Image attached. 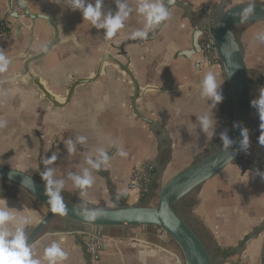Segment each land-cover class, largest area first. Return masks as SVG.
<instances>
[{
  "label": "crops",
  "instance_id": "0c3cea01",
  "mask_svg": "<svg viewBox=\"0 0 264 264\" xmlns=\"http://www.w3.org/2000/svg\"><path fill=\"white\" fill-rule=\"evenodd\" d=\"M25 1L33 12L63 22L59 37L66 43L55 46L44 58L30 66L52 93L62 95L65 86L63 80L68 71L80 73L92 68V60L84 59L92 58V48L100 43V30L83 21L82 13L70 8L69 0ZM178 1L186 3V12L169 9L170 16L153 41L123 47L128 57V71L137 87L153 88L140 94L136 109L141 116L157 122L163 128L166 134L164 149H161L149 127L133 114L132 86L113 66L107 70L105 79L77 88L65 108H54L49 102L41 100L32 85L18 79L22 71L17 57L28 43V32L22 29L21 36H11L8 46L2 51L11 58L12 63L6 73H0V122H4V126L0 127V166L40 177L39 166H45L50 157L56 156V161L48 167L54 168L57 179H65L64 197L75 198L79 204L86 202L87 206L109 208L113 200H123L124 194H127L126 201L130 205L142 200L140 195L128 189L130 174L138 164L149 161L156 166L159 162L164 171L161 178H155L153 183L158 188V183L163 184L179 170L192 164L198 156L206 154L213 145L222 142L219 133L225 131L228 125L226 81L217 66L197 65L195 56L190 61L176 58L179 50L188 49L191 26L184 17L186 13L191 15L215 10L223 3L230 6L264 3V0ZM136 2L128 0L133 11L125 27L111 39L112 47L137 39L133 38L132 33L144 30L145 21L135 11ZM104 8L114 12L115 0H104ZM5 12V0H0L1 17L4 18ZM155 26L147 29V33ZM262 32L264 22L237 29L245 65L255 82L264 80V42L257 38V34ZM69 35L75 38L78 48L68 42L66 38ZM48 40L45 24L36 21L34 43L29 54L41 52ZM110 53L116 51L112 49ZM120 63L126 65L125 60H120ZM208 71L216 74L218 82L223 81V99L213 110L200 97L199 85ZM5 87H9L10 91L3 90ZM262 88V84L251 87L252 100L258 97ZM25 89H30L26 96L23 94ZM204 113L216 121L215 128H210L206 133L200 130L197 120ZM251 119L261 125L258 112L252 106ZM77 136L86 137V141L77 144L74 153H69L66 141H75ZM98 148L110 154L108 163L100 171H93L92 187L81 192L67 178L68 174H79L88 167V155H94ZM121 149L128 153L126 157L120 155ZM23 150L28 161L22 162V159L16 158ZM244 151L243 160H248L252 168L259 170L243 171L241 166L229 165L189 195L181 206L183 217L215 258L237 246L264 221V178L259 174L264 173V153L256 146ZM155 196L156 193L147 201ZM6 203L18 217L29 219L27 233L45 216L35 215L14 201ZM3 205L4 202H0V206ZM66 227L64 219L55 218L32 244L35 258L41 259V264H46L43 260L44 249L52 241L61 239L64 241L62 247L69 253L64 264H85L83 245L86 241H80L79 234L78 242L77 238L64 233ZM82 230L87 232L90 228ZM103 233L107 246L99 259L91 264H176V247L168 236H160L156 228L122 230L115 227L107 228ZM243 255L249 264H264V233L246 246L240 256ZM233 258H228L224 264H231Z\"/></svg>",
  "mask_w": 264,
  "mask_h": 264
},
{
  "label": "water",
  "instance_id": "95a60500",
  "mask_svg": "<svg viewBox=\"0 0 264 264\" xmlns=\"http://www.w3.org/2000/svg\"><path fill=\"white\" fill-rule=\"evenodd\" d=\"M165 3L168 6V10L176 8L184 11L187 8L184 1L165 0ZM5 4V19H12L21 25L24 19L30 21V25L27 27L29 33L27 48L17 57L22 69V74L18 76V79L32 85L36 89L39 98L49 102L52 107L65 108L77 88L88 86L97 80L102 66H99L96 74H90L82 80L72 81L63 95L52 93L41 77L33 73L30 66L44 58L52 48L62 45L66 41L59 37V33L54 26L55 23L52 22L51 18L44 14L33 13L25 0H5ZM249 5H254V10L247 19H242L241 12ZM184 18L188 20L192 29L190 45L188 49L179 50L175 56L176 58L179 57L190 61L200 52L198 39L202 32L210 31L212 33L214 48L220 62L219 68L224 75L227 88L228 125L225 130L233 139V144L228 148L222 142L213 145L206 154L198 156L192 164L179 170L163 184L158 183L156 202L153 206L148 205L146 199L130 205L126 201L128 198L127 194L123 195V200H113V205L109 208L88 206L89 208L101 210L99 217L90 223L84 221L77 211H73V209H79L81 206L75 198L63 196L64 202L69 208L67 214L61 216L52 213L47 203L48 197L46 195L45 182L41 176H31L19 170L0 166V199L6 202L14 201L19 207L35 215H45L27 233L30 243L33 244L44 227L55 218H62L66 222L67 227L63 230L64 233H68L74 238H77L79 234L80 241L84 239L86 242L91 238H103V232L107 228L121 227L124 230L126 228L153 227L158 229L160 236H168L179 252L180 255L176 254V257L181 260L182 264H224L228 258L240 256L250 242L264 233L263 221L237 246L229 248L219 258H215L203 245L192 226L179 210L189 195L199 190L201 185L217 176L227 166L238 165L242 167L243 171L259 170L258 168H252L248 160H243L242 156L245 151L241 149L240 141L242 140L241 128H247L249 139L253 137L251 144L259 146L260 152L264 153V145L259 142V137L264 134V130L251 119V87L255 84L264 85V80L255 82L250 78L238 41L237 29L244 25L263 23L264 3H243L230 6L223 3L215 10H207V12L193 13L191 15L186 13ZM36 21L47 23L53 27L54 35L41 52L30 55L29 52L34 43ZM164 22L162 21L156 25L143 38L127 40L118 47H112L116 53L111 54L109 57V61L115 71L126 77L132 86L131 110L133 114L149 127L151 132L157 137L161 149H164L163 143L166 140L163 128L157 122L141 116L136 109L140 94L153 90V88L140 89L137 87L135 80L128 71V57L124 54L123 47L153 41L160 32ZM120 60H125L126 65L120 63ZM46 167H48L47 163L45 166H39L40 174ZM163 171L164 168L157 161L151 185H153L155 178H161ZM3 200H0V202H4ZM85 227L90 228V231H83L82 228ZM83 256L85 264H91L90 255L84 245Z\"/></svg>",
  "mask_w": 264,
  "mask_h": 264
},
{
  "label": "clouds",
  "instance_id": "9594fccd",
  "mask_svg": "<svg viewBox=\"0 0 264 264\" xmlns=\"http://www.w3.org/2000/svg\"><path fill=\"white\" fill-rule=\"evenodd\" d=\"M69 3L71 9L82 13L83 21H88L92 27L98 30L103 29L104 37L108 40H111L118 31L125 27V22L133 11L128 0H115L116 10L114 12L105 10L104 0H69ZM253 10L254 5L247 6L242 10L241 18L247 19ZM135 11L143 17L145 28L133 32V38L145 37L147 29L160 24L170 16L165 0H137ZM257 38L264 42V32L258 33ZM11 63V58L0 51V73H6ZM222 83L223 81H217L216 74L212 71L206 72L200 82V97L208 102L211 110L216 108L223 99L221 93ZM251 106L258 112L261 120L260 127L264 130V88L260 90L258 97L251 101ZM197 120L202 132L206 133L210 128H215L216 121L214 122L212 116L208 113L198 116ZM2 126H4V122H0V127ZM241 137L240 147L247 150L249 147L247 128H241ZM219 138L226 148L233 144V139L228 135L227 130L219 133ZM85 141L86 137L84 136H77L75 141L68 139L66 141L67 151L74 153L77 150L76 145L84 144ZM259 142L264 145V134L259 137ZM120 155L126 157L128 153L121 149ZM56 159V156L50 157L47 164H53ZM108 160V153L103 148H98L94 155H88L86 159L88 167L83 168L79 174L69 173L67 178L72 181L76 189L86 192L94 183L93 171H100L108 163ZM259 174L264 178V173ZM41 178L45 182L47 203L51 212L61 216L67 214L69 208L65 204L62 195L65 190V179H57L55 170L52 167H46L41 173ZM3 201L4 205L0 206V264H41V259L35 258L32 243L29 242V236L26 232V225L30 222L29 219L18 217L7 206L6 201ZM73 211H77L80 217L89 223L95 221L101 214L100 209L89 208L86 202H81L80 208L73 209ZM9 226L14 230H10ZM63 242L62 239L59 241L54 240L44 249L43 260L46 261V264H64L68 260L69 253L62 247Z\"/></svg>",
  "mask_w": 264,
  "mask_h": 264
},
{
  "label": "built area",
  "instance_id": "2783aa9c",
  "mask_svg": "<svg viewBox=\"0 0 264 264\" xmlns=\"http://www.w3.org/2000/svg\"><path fill=\"white\" fill-rule=\"evenodd\" d=\"M10 39L9 21L0 15V51H4L8 46ZM200 52L196 55V64L206 67H219V58L214 48V37L210 31H204L199 38ZM155 171L152 162L146 161L138 164L129 177L128 189L136 192L141 198L148 200L157 190L153 189L151 179ZM87 252L90 255L91 262H96L100 254L105 250L107 242L105 238H91L85 242ZM239 262L236 264H248L245 255L240 256ZM176 264H182L181 260L176 257ZM235 264V263H234Z\"/></svg>",
  "mask_w": 264,
  "mask_h": 264
},
{
  "label": "flooded vegetation",
  "instance_id": "af4514ba",
  "mask_svg": "<svg viewBox=\"0 0 264 264\" xmlns=\"http://www.w3.org/2000/svg\"><path fill=\"white\" fill-rule=\"evenodd\" d=\"M33 13H35V12H33ZM46 16H48V15H46ZM48 17L51 18L50 16H48ZM7 20L9 21V26H10V39H11V36H13L14 38H19L21 36L22 29H25L27 31V27L30 25V21L27 20V19L23 20V24L22 25L17 23V22H15L12 19H10V20H12V22L9 19H7ZM51 20H52L53 23H55L54 24L55 29L57 30V32L59 33V36H60V32H61V28H62L63 22L61 20L56 19V18H51ZM11 24H12V27H11ZM44 24H45V26H46V28L48 30V34H49L48 42H49L53 38L54 28L51 27L47 23H44ZM12 29H13V32L11 31ZM191 33H192V29H191V32H190V36H191ZM190 36H189L188 48H189V45H190ZM67 37L68 38H66V39L68 40V42H70L75 48L79 47V44L75 41V38L73 36L69 35ZM10 39H9V41H10ZM28 42H29V33H28ZM27 45H28V43L26 44L25 48L22 50L21 53H23V51L26 50ZM198 45H199V39H198ZM112 49H113L112 48V41L108 40V39H105L104 30L100 29V43L96 44L92 48V50H93L92 58L85 57V59H84L85 61L87 59L92 60V62H93L92 68L89 69L88 71L82 70L80 73H70L68 71L66 73L65 77H64V80H63L64 83H65V86H64V89H63V94L69 88V86L71 85L72 81L82 80L84 78H87L90 74H96L100 65L102 66V70L100 71V76L97 78V80L95 82H99L102 79H105L107 77V70L112 66L110 61H109V57L111 55L110 51ZM21 71H22V69H21ZM95 82H93V83H95Z\"/></svg>",
  "mask_w": 264,
  "mask_h": 264
},
{
  "label": "rangeland",
  "instance_id": "374dc122",
  "mask_svg": "<svg viewBox=\"0 0 264 264\" xmlns=\"http://www.w3.org/2000/svg\"><path fill=\"white\" fill-rule=\"evenodd\" d=\"M3 90H5V91H7L8 90V92L10 91V88L9 87H5V88H3ZM30 89H25V90H23V94H24V96H26L27 95V93H28V91H29ZM253 141V137H251L250 139H249V149H251V148H254V146H256V145H252L251 144V142ZM256 147H259V146H256ZM24 151V150H23ZM21 152L19 155H17L16 156V158L17 159H22V162H24L25 160H27L28 161V158L26 157V155H25V153H26V151H24V152ZM19 156V157H18ZM152 187H153V189H157V187H155V186H153L152 185ZM142 199H144V198H142ZM149 199V198H148ZM155 202H156V196L154 197V198H152V200H149V201H147V204L148 205H151V206H153V205H155ZM179 210L181 211V208H179ZM177 255H180L179 254V252L177 251ZM236 256H234V258H235ZM233 258V262L231 263V264H236L237 262H239V258L240 257H236L235 259ZM248 264H249V261H248Z\"/></svg>",
  "mask_w": 264,
  "mask_h": 264
}]
</instances>
